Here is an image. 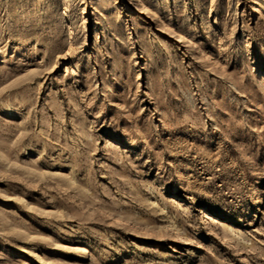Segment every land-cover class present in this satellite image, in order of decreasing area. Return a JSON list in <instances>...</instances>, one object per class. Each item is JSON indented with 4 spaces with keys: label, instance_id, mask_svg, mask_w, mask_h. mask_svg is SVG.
Instances as JSON below:
<instances>
[{
    "label": "rangeland",
    "instance_id": "374dc122",
    "mask_svg": "<svg viewBox=\"0 0 264 264\" xmlns=\"http://www.w3.org/2000/svg\"><path fill=\"white\" fill-rule=\"evenodd\" d=\"M0 264H264V0H0Z\"/></svg>",
    "mask_w": 264,
    "mask_h": 264
},
{
    "label": "bare ground",
    "instance_id": "6f19581e",
    "mask_svg": "<svg viewBox=\"0 0 264 264\" xmlns=\"http://www.w3.org/2000/svg\"><path fill=\"white\" fill-rule=\"evenodd\" d=\"M141 7H142L144 10H146V6H145V4H142Z\"/></svg>",
    "mask_w": 264,
    "mask_h": 264
}]
</instances>
